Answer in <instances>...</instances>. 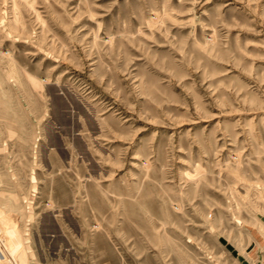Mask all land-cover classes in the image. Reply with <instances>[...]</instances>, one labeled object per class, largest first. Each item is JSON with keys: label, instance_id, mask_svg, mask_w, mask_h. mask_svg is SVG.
<instances>
[{"label": "rangeland", "instance_id": "1", "mask_svg": "<svg viewBox=\"0 0 264 264\" xmlns=\"http://www.w3.org/2000/svg\"><path fill=\"white\" fill-rule=\"evenodd\" d=\"M264 261V0H0V264Z\"/></svg>", "mask_w": 264, "mask_h": 264}, {"label": "crops", "instance_id": "2", "mask_svg": "<svg viewBox=\"0 0 264 264\" xmlns=\"http://www.w3.org/2000/svg\"><path fill=\"white\" fill-rule=\"evenodd\" d=\"M260 264H264V261H263V263H260Z\"/></svg>", "mask_w": 264, "mask_h": 264}]
</instances>
